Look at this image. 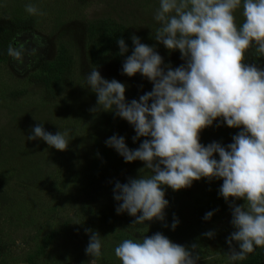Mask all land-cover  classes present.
<instances>
[{
    "label": "rangeland",
    "instance_id": "rangeland-1",
    "mask_svg": "<svg viewBox=\"0 0 264 264\" xmlns=\"http://www.w3.org/2000/svg\"><path fill=\"white\" fill-rule=\"evenodd\" d=\"M29 3L44 15L27 13ZM158 7L159 0H0V27L16 32L13 48L21 52L20 59L0 60V264H89L93 257L85 252L90 238L86 229L101 235L102 256L96 264H121L114 249L123 239L157 232L189 249L195 244L196 264L246 263L248 254L243 260L229 259L226 242L235 231L231 205L245 201H226L219 194L222 179L201 178L180 190L162 186L169 201L163 221L131 225L135 217L116 212L121 202L114 199L115 183L150 173L142 169L143 161L125 162L105 141L123 136L136 149L150 137L133 141L134 127L114 111H90L97 96L86 75L97 67L105 79L125 84L127 102L153 88L139 72L122 74L125 59L91 64L92 51L109 44L111 22L153 46L163 57L162 67L185 64L178 49L169 50L153 37ZM235 16L242 23V7ZM90 23L99 34H90ZM42 61L64 63L49 77L39 70ZM245 63L264 69V56L250 49ZM41 122L53 134L68 133L66 150L28 140L32 127ZM239 131L217 118L200 132V143L227 146ZM210 211L212 217L205 220ZM175 219L179 223L173 230ZM209 231L215 233L211 238L204 235ZM233 246L239 250L236 242Z\"/></svg>",
    "mask_w": 264,
    "mask_h": 264
},
{
    "label": "clouds",
    "instance_id": "clouds-1",
    "mask_svg": "<svg viewBox=\"0 0 264 264\" xmlns=\"http://www.w3.org/2000/svg\"><path fill=\"white\" fill-rule=\"evenodd\" d=\"M241 7L243 21L237 24L235 13ZM25 11L44 15L31 3ZM154 20L159 24L154 39L169 50L178 49L185 64L162 67L163 57L133 34L134 47L122 74L131 77L139 72L152 82L151 91L127 102L125 84L105 79L97 67L86 75L97 96L90 111H114L134 127L133 141L150 137L136 149H130L123 136L105 141L125 162L143 161L142 169L150 173L115 183L114 199L121 202L116 212L135 217L131 225L163 221L169 201L162 186L180 190L201 178L222 179L219 194L226 201L230 197L245 201L231 205L235 231L226 238L229 259L243 260L256 247H264V69L245 63L250 49L257 57L264 56V0H159ZM117 44L120 55L128 52L122 37ZM8 53L21 57L11 45ZM217 118L241 131L227 146L201 144L200 132ZM37 139L59 151L69 144L67 132L53 134L43 122L28 135V140ZM212 215L207 212L204 219ZM178 223L175 219L173 230ZM86 233L90 238L85 252L93 257L89 264H96L102 256L101 235L91 229ZM214 234L204 233L210 238ZM195 248L193 244L191 249ZM191 249L157 232L139 240L123 239L114 251L121 264H196L199 256Z\"/></svg>",
    "mask_w": 264,
    "mask_h": 264
},
{
    "label": "trees",
    "instance_id": "trees-1",
    "mask_svg": "<svg viewBox=\"0 0 264 264\" xmlns=\"http://www.w3.org/2000/svg\"><path fill=\"white\" fill-rule=\"evenodd\" d=\"M95 24H99V22H96ZM88 29L91 35L96 33L99 34L100 32V30H98L93 23L89 24ZM110 32L111 39L108 41L109 44L106 45V48H101L100 51H92V65L98 66L113 62L115 60L126 59L128 55H131L134 47L131 40L132 34L118 22H111ZM15 35L16 32L14 30H4L2 27H0V60H6L9 58L10 55L8 53V49L10 45L13 47ZM121 37L125 40V43L128 46V52L123 55L119 54V45L117 44V40ZM63 63L61 64V62L58 61V66H56L50 65V63L47 61H42L40 63L41 65L39 66V70L41 73L48 72V76L50 77V74L56 75L55 72L59 73L61 71ZM41 77H44V74H42ZM244 264H264V247H260L257 251H253L252 253L248 254L246 263Z\"/></svg>",
    "mask_w": 264,
    "mask_h": 264
}]
</instances>
